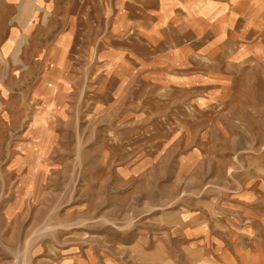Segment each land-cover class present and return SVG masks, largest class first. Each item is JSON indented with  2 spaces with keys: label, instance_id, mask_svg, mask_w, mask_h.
Returning <instances> with one entry per match:
<instances>
[{
  "label": "rangeland",
  "instance_id": "obj_1",
  "mask_svg": "<svg viewBox=\"0 0 264 264\" xmlns=\"http://www.w3.org/2000/svg\"><path fill=\"white\" fill-rule=\"evenodd\" d=\"M45 1L0 6V264H94L96 249L137 250L230 162L212 158L222 147L193 146L203 132H180L177 116L154 128L91 118L80 41L58 39L60 14Z\"/></svg>",
  "mask_w": 264,
  "mask_h": 264
},
{
  "label": "crops",
  "instance_id": "obj_2",
  "mask_svg": "<svg viewBox=\"0 0 264 264\" xmlns=\"http://www.w3.org/2000/svg\"><path fill=\"white\" fill-rule=\"evenodd\" d=\"M61 4L44 3L60 14L58 39L80 41L91 118H145L154 128L177 116L180 132H203L193 146L222 147L212 158L226 156L231 168L200 188L204 198L174 206L175 220L136 240L137 250L128 242L117 255L96 249L94 264H264V137L251 135L264 127V0Z\"/></svg>",
  "mask_w": 264,
  "mask_h": 264
},
{
  "label": "bare ground",
  "instance_id": "obj_3",
  "mask_svg": "<svg viewBox=\"0 0 264 264\" xmlns=\"http://www.w3.org/2000/svg\"><path fill=\"white\" fill-rule=\"evenodd\" d=\"M23 34H21V36H22ZM19 38H21L20 36H19Z\"/></svg>",
  "mask_w": 264,
  "mask_h": 264
}]
</instances>
